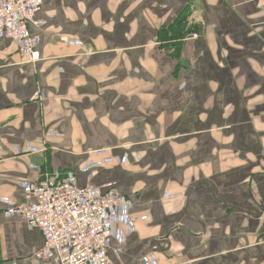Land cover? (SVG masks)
<instances>
[{
	"label": "crops",
	"instance_id": "1",
	"mask_svg": "<svg viewBox=\"0 0 264 264\" xmlns=\"http://www.w3.org/2000/svg\"><path fill=\"white\" fill-rule=\"evenodd\" d=\"M37 17L36 60L0 39V264H45L5 210L68 173L130 201L109 264H264V0H42Z\"/></svg>",
	"mask_w": 264,
	"mask_h": 264
},
{
	"label": "built area",
	"instance_id": "2",
	"mask_svg": "<svg viewBox=\"0 0 264 264\" xmlns=\"http://www.w3.org/2000/svg\"><path fill=\"white\" fill-rule=\"evenodd\" d=\"M41 4L42 0H0V39L14 42L18 51L32 60L39 55L38 39L29 28L43 26L37 17ZM23 192L30 203L10 206L5 215L20 218L41 233L44 243L34 252L35 261L109 264L107 250L117 215L129 206L128 199L113 190L78 187L72 173L47 174L38 182H24Z\"/></svg>",
	"mask_w": 264,
	"mask_h": 264
}]
</instances>
